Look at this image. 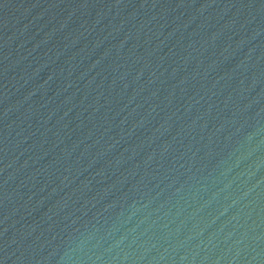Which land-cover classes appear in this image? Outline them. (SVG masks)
Listing matches in <instances>:
<instances>
[{"label": "water", "instance_id": "95a60500", "mask_svg": "<svg viewBox=\"0 0 264 264\" xmlns=\"http://www.w3.org/2000/svg\"><path fill=\"white\" fill-rule=\"evenodd\" d=\"M0 264H264V0H0Z\"/></svg>", "mask_w": 264, "mask_h": 264}]
</instances>
